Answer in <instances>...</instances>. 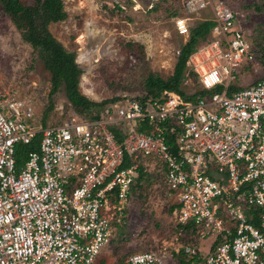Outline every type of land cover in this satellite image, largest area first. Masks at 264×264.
<instances>
[{
	"label": "built area",
	"instance_id": "obj_1",
	"mask_svg": "<svg viewBox=\"0 0 264 264\" xmlns=\"http://www.w3.org/2000/svg\"><path fill=\"white\" fill-rule=\"evenodd\" d=\"M183 8L212 11L211 40L187 65L202 88L220 90L194 99L165 90L125 99L101 118L46 125L31 98L0 93V264H101L140 166L176 198L188 264H264V214L259 226L250 220L252 207H264V78L230 91L255 60L237 10L214 0ZM187 19H174L180 34ZM38 135L35 148L17 153ZM207 238L206 252L189 241ZM118 264L184 263L147 250Z\"/></svg>",
	"mask_w": 264,
	"mask_h": 264
},
{
	"label": "rangeland",
	"instance_id": "obj_2",
	"mask_svg": "<svg viewBox=\"0 0 264 264\" xmlns=\"http://www.w3.org/2000/svg\"><path fill=\"white\" fill-rule=\"evenodd\" d=\"M31 6L34 0H20ZM66 18L58 22H43L35 14L37 35L51 34L62 46L73 52L82 73L78 90L89 100L106 101L100 108L114 112L117 105L128 98L145 93L144 80L150 73L167 78L172 74L179 49L188 39L175 27L177 16H187L188 28L198 21L212 19L207 8L192 14L180 4L173 6L177 15L169 16L164 9L146 14L147 2L134 0H62ZM239 12L247 35L263 44L264 0H214ZM258 5L261 10H256ZM9 15L0 7V93L16 92L31 98L36 120L45 124H60L67 119L88 117L87 109L74 105L66 97L63 85L49 99L51 88L49 72L43 66L38 52L23 39ZM134 47L129 48V43ZM203 43V42H202ZM264 77V65L255 60L242 74L240 85H249ZM183 89L195 90V79L187 70ZM52 109L44 118V110ZM152 168V167H151ZM150 173V172H149ZM151 180L141 189L134 190L131 204L124 209L114 226L109 243L102 247L101 264H118L133 253L162 250L174 253L185 242L184 234L177 230V210L171 209L176 198L168 194L158 173L151 170ZM193 244V240L189 239ZM211 239L200 242L198 247L206 252Z\"/></svg>",
	"mask_w": 264,
	"mask_h": 264
},
{
	"label": "trees",
	"instance_id": "obj_3",
	"mask_svg": "<svg viewBox=\"0 0 264 264\" xmlns=\"http://www.w3.org/2000/svg\"><path fill=\"white\" fill-rule=\"evenodd\" d=\"M129 1V7H132L134 0ZM182 1L183 0H141V2L148 3V6L144 10L146 14L164 9V13L174 17L177 15L176 10L172 11V8L170 6H166L165 4L170 3L172 6L173 4L175 6V4L178 3L182 6ZM0 7L4 13L9 15L15 26L23 31V39L37 50L43 66L47 72H49L51 81V88L48 94L49 99L52 100V96L59 90L60 86L63 85L68 100L74 105H80L82 107L79 112L87 109L86 114L88 117L101 118L104 114V109H101L100 107L104 105L106 101H92L79 92L78 81L82 70L75 61L74 53L66 50L62 44H60L51 34L47 32L41 36L37 35V21L34 13L41 14L44 23L62 21L66 18L63 1L34 0L33 5L26 6L21 3L20 0H0ZM255 9L258 11L261 10L258 5L255 6ZM214 25V20L208 18L198 21L194 25L190 26L188 28V39L179 49L172 74L167 78H163L154 73L148 74L144 80L145 93L138 96V98H157L163 91L168 90L175 91L183 95L185 98L194 99L198 94L205 95L207 92L220 90V85L211 90L202 88L197 80V75L187 65L189 56L195 51L197 46L202 42H208L211 40V30ZM250 41L253 44L255 56L264 65V34L262 40L263 44L259 45L258 48L254 45L256 42H254L251 38ZM128 46L129 48H132L134 47V43L131 42ZM248 66L249 65H243L237 73L238 82L242 79V74L249 68ZM187 70L195 79V90L193 92H186L183 89V83L186 79ZM242 87L243 85L240 84L232 85L230 91L240 89ZM50 109H52V104L44 110V118ZM44 122L45 119H43L42 124L46 125ZM38 138L39 135L30 145L19 144L17 153L21 154L24 150L35 148ZM151 179L150 174L145 171L142 166H140L139 176L137 178V187L143 189ZM176 206V204H172L171 209ZM250 214L251 222L259 226L260 214H264V207H252L250 209ZM177 230L178 232H185L187 228L178 224ZM174 255L179 258L182 263H190V260L184 256L182 250H179L177 253L174 252ZM199 258V256L195 257L196 260Z\"/></svg>",
	"mask_w": 264,
	"mask_h": 264
},
{
	"label": "crops",
	"instance_id": "obj_4",
	"mask_svg": "<svg viewBox=\"0 0 264 264\" xmlns=\"http://www.w3.org/2000/svg\"><path fill=\"white\" fill-rule=\"evenodd\" d=\"M248 67H249V66H248ZM260 79H262V78H260ZM238 83H239V82H238ZM243 86H244V85H243ZM198 244H199V243H198ZM198 244H197V245H198ZM199 248H200V247H199Z\"/></svg>",
	"mask_w": 264,
	"mask_h": 264
}]
</instances>
